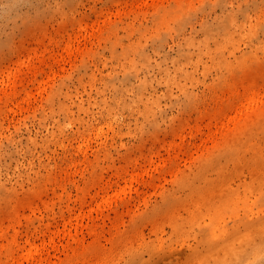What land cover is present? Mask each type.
<instances>
[{
  "label": "rangeland",
  "instance_id": "obj_1",
  "mask_svg": "<svg viewBox=\"0 0 264 264\" xmlns=\"http://www.w3.org/2000/svg\"><path fill=\"white\" fill-rule=\"evenodd\" d=\"M253 94L264 0H0V264H243L206 213L264 194Z\"/></svg>",
  "mask_w": 264,
  "mask_h": 264
},
{
  "label": "bare ground",
  "instance_id": "obj_2",
  "mask_svg": "<svg viewBox=\"0 0 264 264\" xmlns=\"http://www.w3.org/2000/svg\"><path fill=\"white\" fill-rule=\"evenodd\" d=\"M241 96H239L238 97V99L240 98ZM244 100V97H242V98H240L239 99V104H237V105H239V106H242V104H241V102ZM252 101L253 102H255L256 103V105L252 108V110H249V111H247V113H250V114H254L253 116L255 117V120H254V123L253 122H250V120H252V116L251 115H248L249 117H247V118H249V122L250 123H253V124H255V121L257 120V118H259V122L261 123V117L263 116L264 117V103H261V104H258L257 103V96H255V94H253L252 95ZM264 102V101H263ZM250 117H252V118H250ZM263 121H264V119H263ZM246 122H248L247 120H246ZM248 122V123H249ZM259 124V123H258ZM246 127H247V125H246V123L244 124ZM243 125V127L246 129V127ZM249 125V124H248ZM251 125V124H250ZM256 125V124H255ZM255 125H252L253 126V128H251L252 130L254 129V127H257V126H255ZM259 126H264V125H262V124H260ZM258 126V127H259ZM241 127V126H240ZM240 127H238V129L240 128ZM243 127H241V129H243ZM247 128H250V127H247ZM260 128V127H259ZM259 128H256L257 130L259 129ZM237 129V130H238ZM248 130H250V129H246L244 132L246 133V134H248L247 132H248ZM236 131V130H235ZM235 131H233V132H235ZM239 131V130H238ZM242 131V130H241ZM239 132V133H243V131L242 132ZM237 132V131H236ZM235 132V133H236ZM250 132V131H249ZM254 132H256V130L254 129ZM258 132V131H257ZM235 133H233V134H235ZM251 134H252V137H254L253 136V134L255 135L256 133H253V131L252 132H250ZM250 133L248 134V135H244V136H248L247 137V139L250 137L249 135H250ZM232 134V133H231ZM237 134V137L239 136L238 135V133H236ZM236 134H235V136L234 135H230V136H232L231 137V139L233 138V136H234V138L236 137ZM240 137L242 138L243 136H239V138H238V140H236V141H239V139H240ZM256 137V136H255ZM246 139V138H245ZM251 138H249V140H250ZM234 140V139H233ZM240 140H243V138L242 139H240ZM262 149V148H261ZM249 150V149H248ZM252 150V149H251ZM255 151H257V150H255ZM247 152H249V151H247ZM252 152H253V150H252ZM254 153V152H253ZM263 153V149H262V152H261V154ZM256 154V153H255ZM260 154V155H261ZM252 155V153L250 154V157H251V159L249 158L248 159V161L249 160H252V158H253V156H254V154H253V156H251ZM257 155V154H256ZM254 156L255 158L258 156ZM259 155V157H257V160H258V158L261 160V158H262V161H260V163L257 161L256 163H257V166L258 165H262V162H264L263 161V156L261 157ZM262 155H264V154H262ZM261 157V158H260ZM244 158H246L247 159V156H245ZM255 158H253V159H255ZM243 159V158H242ZM239 161H241V160H238V163H240ZM247 161V162H248ZM256 161V160H255ZM255 161H254V163H255ZM237 162V161H236ZM246 162V161H245ZM245 162H243L244 164H245ZM247 162H246V165H247ZM250 162V161H249ZM255 163V164H256ZM259 163V164H258ZM244 164H242L243 166H244ZM250 164V163H249ZM238 165V164H237ZM251 165H253V163H251L250 165H249V167H248V169H249V171H248V173H250L249 175H251V173L253 172L254 173V167H253V169L250 167ZM235 166V165H234ZM255 166V165H254ZM260 166L258 167V168H260ZM263 166H264V164L261 166L262 167V169H263ZM222 167L224 168L225 166H223L222 165ZM222 167H221V169H222ZM251 168V169H250ZM258 168H256V170L258 169ZM261 168H260V171L262 170ZM252 170V171H251ZM254 170V171H253ZM264 170V169H263ZM262 170V171H263ZM227 171V170H226ZM251 171V172H250ZM261 171V172H262ZM221 172V171H220ZM261 172H259V171H257V173H261ZM226 173V172H225ZM227 173H230L229 171L227 172ZM232 173V172H231ZM230 173V175H232ZM263 173H264V171H263ZM221 174H223V173H221ZM221 174H219V175H216V176H220ZM256 174V172L252 175V176H254ZM262 174V173H261ZM224 175V174H223ZM222 175V176H223ZM245 175H247V173H245ZM249 175H248V178H249ZM263 175V174H262ZM225 176H226V174H225ZM225 176H223V177H220V179H219V181H221V179L223 180V178H225ZM250 177V179L252 180L253 179V177ZM255 176H260V175H255ZM254 176V177H255ZM229 177V174H227V177L226 178H228ZM214 180H215V178L214 177H212ZM230 178V177H229ZM232 178V177H231ZM233 178H235L234 176H233ZM243 178V177H242ZM241 178V179H242ZM244 178H245V176H244ZM257 177H255L254 179H253V183H254V181H257V179H256ZM260 178L261 177H259L258 179V181L260 182V181H263V180H260ZM264 178V176H262V178L261 179H263ZM213 179H211V180H213ZM247 179V178H246ZM246 179H245V181H246ZM256 179V180H255ZM229 180V179H228ZM228 180L226 179V181H225V179L223 180V181H221V182H219V184H217V188H216V190H215V192L214 193H216V195H218V199H216V197L214 198H212V199H210V202H211V205H209L208 206V204H207V207L208 208H210L209 209V211H207V213H206V211H204L206 214H208L207 216L209 217V212H210V217H211V220H214V217H216V215H215V213H214V211L219 207H222L223 206V208H222V210L220 211V213L219 214H221V212H222V214L224 213V215H225V213H227V214H229L230 212L229 211H232V214L230 213V215H228L230 218H231V216H236L237 218H231V219H237L236 221L234 220V221H232L230 218L229 219H225V217H223V216H221L222 217V220L225 222V224H227L230 220L232 221V223L231 224H233L232 226H230L232 229L230 230L229 229V227L228 226H225L224 225V223L222 224V220H221V218H220V220L218 219V223H217V225H218V227H216L217 225L213 222H211L212 224H213V229H211L212 228V226H211V223H209V221H211L210 219H208L209 221H207L209 224H210V226H211V231H210V236L212 237V239H210V241L208 242L206 239V243L208 244V245H210V248H211V244H215L214 242L217 240L218 241V239H220L219 237H221L222 239H225V241H226V239H232L233 241L234 240H237V235H238V232L241 230V228H242V226H246V228L245 229H247L246 230V233L247 232H249L248 230H250L251 228L250 227H256V229H257V227L259 228V226H261V228H259V229H261V230H258L257 229V233H260L261 235H259V237L260 236H262V238L264 239V222H263V224L262 225H260V224H258L259 222L258 221H256V220H258V219H260V217H261V215H262V212H264V211H262L263 209H264V194L263 193H261L260 194V191L262 190L261 188L262 187H259V190H258V187L256 188V190L253 188V189H249L248 188V186H247V190L245 189L246 188V184L244 185V180L242 181V184L245 186V190H244V192H246L245 193V195L243 194V196L242 195H240V190H239V188H237V189H234V188H236V187H233V189L234 190H232V192L235 194L236 193V195H238V197L237 196H235V197H237V198H235L234 196H233V193H231V195L234 197V199L231 197V195H230V193H229V187H230V185H231V180L234 182V181H236L235 179H230L229 181L231 182H229L230 183V185H229V183H227L228 182ZM250 180V181H251ZM264 182V181H263ZM247 184H248V182H246ZM240 184V183H239ZM238 184V185H239ZM229 185V186H228ZM233 185V184H232ZM202 186V185H201ZM208 186V184H206V190H207V187ZM225 186L227 187V188H225ZM242 185L240 184V186L239 187H241ZM199 187L200 186H196L195 188L196 189H199ZM222 187H224L225 189H227V190H225L226 192H224V191H222V193L223 194H225V193H228L227 194V198H226V200L223 202V201H220L219 200V198L220 197H222V196H220L219 194H221L219 191H221V188ZM229 188V189H228ZM201 189H202V187H201ZM223 190V189H222ZM254 190V191H253ZM196 191H198V190H196ZM200 191V190H199ZM203 191H205V190H203ZM231 191V190H230ZM255 192L254 194H253V192ZM218 192V193H217ZM262 192H264V189H263V191ZM203 193V192H202ZM226 195V194H225ZM225 195H223V196H225ZM213 196H215L214 194H213ZM220 196V197H219ZM252 196H254V199L252 198ZM224 198V197H223ZM223 198H222V200H223ZM249 198H251V199H253L252 201L249 199ZM249 201H251V202H249ZM252 203V204H251ZM249 204H251V207H250V205ZM257 204H258V206H259V208L258 209H256L255 208V206L254 205H256L257 206ZM239 206H244V208H243V210H244V212L246 211V213H247V215H244V213H243V215H244V217H243V215H239L240 214V210H238V209H242V208H240ZM246 209V210H245ZM219 210V209H218ZM217 210V211H218ZM226 211V212H225ZM239 211V212H238ZM203 212V213H204ZM219 212V211H218ZM229 212V213H228ZM236 212V213H235ZM250 212V213H249ZM202 213V214H203ZM204 213V214H205ZM214 213V214H213ZM245 213V214H246ZM202 214H201V216H202ZM219 214L217 213V215L219 216ZM221 214V215H222ZM234 214V215H233ZM250 214V215H249ZM259 214H261V215H259ZM257 215H259L258 216V218L256 217ZM206 216V215H205ZM242 216V217H241ZM246 216V217H245ZM209 217V218H210ZM220 217V216H219ZM227 217V216H226ZM253 219H255V218H257L255 221L254 220H251L252 218ZM205 218V219H204ZM206 218L207 217H202V219L203 220H205V222H206ZM217 219H215V220H217ZM225 220H228V221H225ZM262 221V220H261ZM263 221H264V219H263ZM205 222H204V224H205ZM206 222V223H207ZM221 222V223H220ZM207 223V224H208ZM206 224V225H207ZM214 224H215V227H214ZM224 225L223 227H219L220 225ZM203 225V224H202ZM247 225H249L250 227H247ZM200 226H201V224H200ZM208 226V225H207ZM244 226V227H245ZM206 227V226H205ZM204 226L200 229V227H199V230H200V232H201V230H202V232L204 233V231H203V228H205ZM249 228V229H248ZM255 229V230H256ZM252 230H254V229H251V231ZM253 232H255V231H253ZM202 233V234H203ZM246 233H245V236L241 239V245H240V248H238V249H236V245L235 246H233V247H231V249L229 250V251H227L226 252V256L227 257H230L231 256V254L233 255V253L234 252H236V253H239L241 256H243L244 255V253L246 252L247 254H249V256H247V258H246V256H245V261L243 262V264H264V240H263V242L262 243H260V245L258 244H256L257 245V247H252V251H250V252H247V248L249 247V244H251V243H249L250 241H252L253 242V240H255L256 238V236H257V234H256V232H255V234H256V236H254L253 235V237L255 238V239H250V236H251V234H250V236L248 237L247 235H246ZM250 233V232H249ZM199 234H201V233H199ZM248 234V233H247ZM254 234V233H253ZM229 236V238H228V236ZM210 237V238H211ZM217 237V238H216ZM258 237V238H259ZM251 238H252V236H251ZM209 239V238H208ZM250 239V240H249ZM221 240V239H220ZM219 240V241H220ZM248 240V241H247ZM262 240V239H261ZM204 241V240H203ZM219 241H218V243H219ZM224 240H222L221 242H223L224 244L226 243ZM259 240H257V242H258ZM200 244H201V242H199ZM206 243H204L205 245H206ZM223 243H219L218 244V246L219 245H224ZM216 244H217V242H216ZM254 244V243H253ZM202 245H203V243H202ZM205 245H203V249L204 248H208L209 246H205ZM252 245V244H251ZM202 248H200V250H201ZM250 249V248H249ZM196 250H199V248L198 249H196ZM208 250V249H207ZM234 251V252H233ZM204 253V255H203V260H204V256H207V255H205L206 253H207V251L206 252H203ZM211 253V252H210ZM210 253H208V256H209V254ZM212 256V255H211ZM211 256H210V258L209 259H213V258H211ZM213 257V256H212ZM218 257V256H217ZM218 258H220V256L218 257ZM225 258V257H224ZM208 259V260H209ZM221 259H223L222 257H221ZM229 259V258H228ZM230 260H231V258H230ZM205 261V260H204ZM214 261V260H213ZM220 261V260H219ZM227 259H226V263H227ZM224 263H225V261H224Z\"/></svg>",
  "mask_w": 264,
  "mask_h": 264
}]
</instances>
